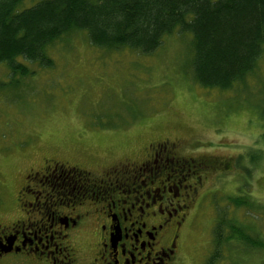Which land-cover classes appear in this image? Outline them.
Instances as JSON below:
<instances>
[{"label":"rangeland","instance_id":"374dc122","mask_svg":"<svg viewBox=\"0 0 264 264\" xmlns=\"http://www.w3.org/2000/svg\"><path fill=\"white\" fill-rule=\"evenodd\" d=\"M190 41L172 34L141 55L95 47L86 32L72 31L48 47L50 67L17 59L28 75L11 79L0 65V179L12 181L42 156L97 178L117 160L139 159L149 143L178 142L202 184L183 212L171 264H206L222 210L264 241V218L229 201L240 196L264 207V53L244 84L210 90L192 80ZM218 264H264V251L231 243Z\"/></svg>","mask_w":264,"mask_h":264},{"label":"flooded vegetation","instance_id":"af4514ba","mask_svg":"<svg viewBox=\"0 0 264 264\" xmlns=\"http://www.w3.org/2000/svg\"><path fill=\"white\" fill-rule=\"evenodd\" d=\"M179 150L149 143L139 159L117 160L97 178L42 156L0 179V264H171L202 184Z\"/></svg>","mask_w":264,"mask_h":264},{"label":"trees","instance_id":"16d2710c","mask_svg":"<svg viewBox=\"0 0 264 264\" xmlns=\"http://www.w3.org/2000/svg\"><path fill=\"white\" fill-rule=\"evenodd\" d=\"M24 1L0 0V65L8 68L11 79L28 75L17 59L50 67L48 47L72 31L86 32L95 47L128 48L141 55H152L166 36L188 34L192 80L210 90L244 84L264 53V0H37L22 7ZM260 119L264 135V105ZM229 201L230 208L247 209L253 220L254 213L264 218V207L257 209L240 196ZM222 211L206 264H218L231 243L264 251L253 227Z\"/></svg>","mask_w":264,"mask_h":264}]
</instances>
